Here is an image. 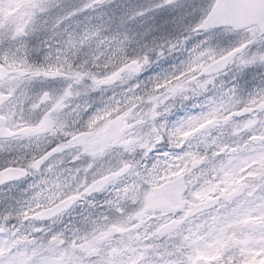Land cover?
Instances as JSON below:
<instances>
[{
	"label": "snow or ice",
	"instance_id": "1",
	"mask_svg": "<svg viewBox=\"0 0 264 264\" xmlns=\"http://www.w3.org/2000/svg\"><path fill=\"white\" fill-rule=\"evenodd\" d=\"M110 3L0 0V264H264V0Z\"/></svg>",
	"mask_w": 264,
	"mask_h": 264
},
{
	"label": "rangeland",
	"instance_id": "2",
	"mask_svg": "<svg viewBox=\"0 0 264 264\" xmlns=\"http://www.w3.org/2000/svg\"><path fill=\"white\" fill-rule=\"evenodd\" d=\"M77 1L79 2V0H77ZM146 7H148V6L146 5ZM179 11H180L179 9L175 10V11L169 10V9H162V10H159L158 12H156V14L159 16L158 19H160L162 21V25L160 26V31L161 32H164V33H168L169 32L168 30L165 29L163 23H164L166 17H171L170 14H172V16L175 17L176 15L179 14ZM145 78H147V77H145Z\"/></svg>",
	"mask_w": 264,
	"mask_h": 264
},
{
	"label": "trees",
	"instance_id": "3",
	"mask_svg": "<svg viewBox=\"0 0 264 264\" xmlns=\"http://www.w3.org/2000/svg\"><path fill=\"white\" fill-rule=\"evenodd\" d=\"M115 2H118L119 0H114ZM113 6V5H112ZM127 6V8H130V5L129 4H127L126 5ZM89 14V16H96V14H95V12H90V13H88ZM159 19H157V20H154V21H148V24L150 25V24H156V22L158 21ZM152 34V33H151Z\"/></svg>",
	"mask_w": 264,
	"mask_h": 264
},
{
	"label": "flooded vegetation",
	"instance_id": "4",
	"mask_svg": "<svg viewBox=\"0 0 264 264\" xmlns=\"http://www.w3.org/2000/svg\"><path fill=\"white\" fill-rule=\"evenodd\" d=\"M110 94V93H109ZM32 179V178H31Z\"/></svg>",
	"mask_w": 264,
	"mask_h": 264
}]
</instances>
